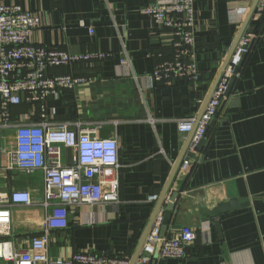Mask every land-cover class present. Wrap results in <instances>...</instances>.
I'll return each instance as SVG.
<instances>
[{
    "label": "crops",
    "instance_id": "0c3cea01",
    "mask_svg": "<svg viewBox=\"0 0 264 264\" xmlns=\"http://www.w3.org/2000/svg\"><path fill=\"white\" fill-rule=\"evenodd\" d=\"M151 1L23 3L42 16L34 33L39 45L110 54L93 65L79 63L49 71L94 79L88 85L63 89L45 105L57 119L104 122L99 135L118 137L121 163V201L76 207L69 227L55 231L53 258L90 249L133 259L188 139L180 132L178 119L199 115L255 2L196 0L199 76L194 82L181 78L170 84L152 76L155 66L172 58L174 51L170 33L142 12ZM89 27H94V34ZM244 33L255 37L233 89L208 127L202 148L185 156L189 167L179 169L173 185L180 188L182 198L168 234L191 226L198 237L185 258H158L155 264H264V15L255 12ZM31 110L29 104L13 108L16 115ZM4 144L14 148L12 133L0 135V192L26 189L35 202L41 201L42 172L6 170ZM71 157L67 151V161ZM153 195L158 199L150 200ZM233 198L244 206L210 216L215 205ZM13 214V239L25 248L27 240L43 230L44 210L39 204L15 206ZM217 219L221 232L212 222Z\"/></svg>",
    "mask_w": 264,
    "mask_h": 264
},
{
    "label": "built area",
    "instance_id": "2783aa9c",
    "mask_svg": "<svg viewBox=\"0 0 264 264\" xmlns=\"http://www.w3.org/2000/svg\"><path fill=\"white\" fill-rule=\"evenodd\" d=\"M25 1L28 0H0V135L7 137L6 133H12L15 138L14 148L4 144L2 149L7 159L5 169L27 174L42 172L44 193L41 201L35 202L31 191L26 189L0 192V264H132L130 257L90 249L57 258L50 256L55 231L69 227L70 215L76 207L121 201L120 145L116 136L99 135L104 122L62 120L48 113L45 102L50 96L94 80L72 73L51 75L50 69L79 63L93 65L110 54L70 52L39 45L34 33L42 25V16L26 8ZM195 2L154 0L143 7L142 12L157 27L170 33L174 50L172 58L155 66L152 75L155 81L172 84L181 78L191 82L198 79ZM256 13L264 15V0L258 1ZM89 31L94 34V27H89ZM254 37L250 33L241 36L203 115L178 119L182 133H191L197 126L189 149L194 154ZM23 104L31 105L32 110L16 115L13 108ZM67 151L72 154L70 162L66 159ZM189 164L190 160L184 159L181 167L186 170ZM157 199V195L150 197L152 201ZM36 204L44 210L43 230L30 237L23 248L13 239V207ZM197 237L191 226L162 236L161 221H156L135 264H153L158 258H185Z\"/></svg>",
    "mask_w": 264,
    "mask_h": 264
},
{
    "label": "water",
    "instance_id": "95a60500",
    "mask_svg": "<svg viewBox=\"0 0 264 264\" xmlns=\"http://www.w3.org/2000/svg\"><path fill=\"white\" fill-rule=\"evenodd\" d=\"M258 1L259 0H255L253 6L251 7V10L248 14V17L243 25V28L241 29V32L239 34V36L237 37L236 41H235V44L233 45V48L229 54V57L227 59V61L225 62L224 64V67L223 69H225V67L228 65L229 63V60L241 38V36L243 35L244 33V30L246 28V26L248 25V23L250 22L252 16L254 15V13L256 12V7H257V4H258ZM247 55H244L241 63L236 67L235 69V74L233 75V77L231 78V81H230V84H229V87L227 89V92H226V96H229L231 90L233 89V86L237 80V77H238V73H240L241 71V67H242V64L245 60ZM223 74V71H221V73L219 74V76L217 77L214 85H213V88L211 90V93L210 95L205 99L204 103H203V106L201 108V111L198 115V118H200L205 109H206V106L209 102V100L211 99V96L216 88V85L218 84L221 76ZM223 102L224 100L220 103L219 107H218V112L220 110V108L222 107L223 105ZM196 127L194 128V130L191 132V133H185L188 137L187 139V142L185 144V147H184V150H183V153L178 161V163L176 164L174 170H173V173L170 177V180L167 184V187L166 189L164 190V192L162 193V195L159 197L158 199V203L152 213V216L150 218V221L143 233V236H142V239H141V242L138 246V249L132 259V264H135L137 258L139 257V254L142 250V247L145 243V240L148 236V234L150 233L153 225L155 224L156 220L159 218V216L161 217V235L162 236H166L168 233H169V229H170V226L171 224L173 223V219H174V214H175V210L177 209V202L182 198V193L180 191V188L178 189H173V185L175 183V179L177 177V173L179 171V169L181 168V165H182V162L184 161V158L185 156L188 154L189 152V149H190V145H191V141L193 139V136H194V133H195V130H196ZM207 133L208 131L206 132V134L204 135V137L200 140L198 146H197V149L199 150L200 148H202V146L204 145L205 141H206V137H207ZM245 204V203H244ZM244 204L240 203L238 201V199L236 198H233V199H230L228 201H225V202H221V203H218L217 205H215L212 209H210L209 211V214L210 216H219L221 213L223 212H226V211H229V210H232V209H236L240 206H244ZM214 222V224L216 225L217 227V230H219L221 232V224H220V221L219 219H217L216 221H212ZM222 235V234H221ZM156 262L154 261L153 264H155Z\"/></svg>",
    "mask_w": 264,
    "mask_h": 264
},
{
    "label": "trees",
    "instance_id": "16d2710c",
    "mask_svg": "<svg viewBox=\"0 0 264 264\" xmlns=\"http://www.w3.org/2000/svg\"><path fill=\"white\" fill-rule=\"evenodd\" d=\"M174 51V50H173ZM174 55V54H173ZM173 57V56H172ZM61 67H64V66H60V67H56V68H61ZM71 67V66H70ZM55 69V68H54ZM63 74V73H62ZM68 89H65L64 91H66ZM22 106V105H21ZM20 107V106H19ZM66 120H69V119H66Z\"/></svg>",
    "mask_w": 264,
    "mask_h": 264
},
{
    "label": "rangeland",
    "instance_id": "374dc122",
    "mask_svg": "<svg viewBox=\"0 0 264 264\" xmlns=\"http://www.w3.org/2000/svg\"><path fill=\"white\" fill-rule=\"evenodd\" d=\"M5 135H7V133H6ZM0 163H1V162H0Z\"/></svg>",
    "mask_w": 264,
    "mask_h": 264
}]
</instances>
